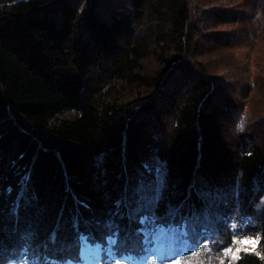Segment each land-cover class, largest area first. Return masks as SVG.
<instances>
[{
	"label": "trees",
	"instance_id": "obj_1",
	"mask_svg": "<svg viewBox=\"0 0 264 264\" xmlns=\"http://www.w3.org/2000/svg\"><path fill=\"white\" fill-rule=\"evenodd\" d=\"M76 1L83 7L73 0L0 4V190L15 189L0 197V258L44 264L76 257L84 242L92 245L86 235L75 241L74 217L101 249L94 264L113 258L105 227L112 220L120 229L114 255L135 258L149 223H139L137 210L129 216L133 188L146 185L137 181L140 171L149 180L160 167L165 187L150 222L194 219L210 193L234 218L248 219L245 228L259 237L256 251L224 264H264V133L238 127L234 102L216 95L220 87L197 59L189 2L129 0L105 21L100 0ZM150 56L160 68L144 75L141 62ZM173 80L177 85L167 91ZM25 173L31 183L17 217L12 200ZM201 182L214 194L200 189ZM76 198L90 211L78 208ZM118 198L125 207L116 215ZM57 223L54 250L44 242ZM184 224L211 235L216 230Z\"/></svg>",
	"mask_w": 264,
	"mask_h": 264
},
{
	"label": "rangeland",
	"instance_id": "obj_2",
	"mask_svg": "<svg viewBox=\"0 0 264 264\" xmlns=\"http://www.w3.org/2000/svg\"><path fill=\"white\" fill-rule=\"evenodd\" d=\"M8 1L10 0H0V4ZM187 1L191 8V27L199 34L197 59L209 71L214 84L220 87L216 89L218 92L216 95L219 93L227 95L234 102L235 108L230 110L233 112L238 109L236 117L238 127L243 121L241 129L260 130L264 133V0ZM73 3L80 8L84 5L76 0H73ZM126 6H129V0H100L98 10L105 21H110L116 12ZM159 68L158 60L150 56L141 62L140 72L144 75H153ZM176 85L177 82L173 80L167 91H171ZM126 92L123 90L121 97L126 96ZM128 96L129 100L133 96L134 101L136 100L135 94L128 93ZM164 99L165 96L158 107L163 105ZM66 115L69 117L71 113L68 112ZM132 167L135 174L140 171L137 166ZM157 169L155 173L157 176L149 180L144 179L149 177V173L140 171L137 181L146 185L133 188L131 203L141 216L150 217L149 213H155V202L158 203L164 190L163 171L160 167ZM199 187L214 194L213 186L207 187L201 182ZM209 197L210 193L205 199L207 206L194 219L170 215L165 222L159 218L152 222L149 219V226L142 235L144 236L146 232L148 234L146 238L153 242L146 247L151 249L159 246L164 259L178 257L179 264L232 263L236 261L233 255L238 257L243 251H256L259 237L257 233L245 228L244 223L248 219L237 216L234 218L232 211L228 210L225 204L221 205L218 196L210 199ZM214 204L216 207L212 213L211 207ZM233 219L236 221L233 222ZM182 222L203 223L201 227H205L203 228L205 231H209L208 227L216 230H213L211 235L190 228L192 226L199 228L197 224H188L186 227ZM231 223H240V229H232ZM185 228L192 229L193 234H186ZM243 240L256 241L255 248L252 244H243ZM84 245L90 247L85 242ZM237 249H240L239 252ZM135 251L136 261L133 260L132 264H141V256H138L142 255L139 244ZM168 264L174 262L168 261Z\"/></svg>",
	"mask_w": 264,
	"mask_h": 264
},
{
	"label": "snow or ice",
	"instance_id": "obj_3",
	"mask_svg": "<svg viewBox=\"0 0 264 264\" xmlns=\"http://www.w3.org/2000/svg\"><path fill=\"white\" fill-rule=\"evenodd\" d=\"M243 126V121L240 123V127ZM143 167V165H142ZM151 168V165H149V169ZM162 171V169H161ZM27 176V179L24 180L23 186L21 190L17 193V197H14L12 200V212L15 216H19V212L22 208H24L25 204V195L24 193L28 191V185L31 183V176L29 173H25ZM11 191H15V189H11L9 186V189L0 190V197L4 195H11ZM29 199H36L35 195L32 194ZM262 200H264V196L261 197ZM75 203L77 204L78 208H84L86 210L90 211L89 205L87 202L80 201L78 198H76ZM125 207V201L123 198H118L113 202V212L116 215H119V209H122ZM135 208L129 209V216L132 215L133 212H135ZM150 219L148 216H141L139 223L147 222ZM79 217H74L73 219V228H74V239L75 241H79L82 236H88L89 242L92 245L89 247L88 245H83L78 248V255L76 257H73L71 259H63L59 261H49L45 260L44 264H94L96 258L99 255V252L101 251L100 247L97 245V242L95 240L94 234L91 233H82L79 230ZM105 227L107 229L106 231V242L111 247L107 250L110 257H113L110 259L109 264H132V261L135 259L132 255H126L125 253H120L119 255H114V252L116 250L117 245L119 244V238L118 233L120 231L119 225L115 223L114 220L111 221V223H105ZM59 231V223H57L56 228H54L49 234L44 242L45 246L51 244L53 245V249H55V246L58 243V236L57 233ZM137 236L140 235V232H136ZM147 233H144V238L138 241L141 255V264H168V261L174 262V264H179L178 257H168L167 259L163 258L162 251L159 246L153 247L151 249L147 248L146 245L152 243L153 241L148 240ZM243 244H252L253 248L256 246V241H249V240H243ZM0 247H3L2 242H0ZM205 247L207 245L205 244ZM240 249H237V252H239ZM230 251V249H229ZM151 253V254H149ZM227 254V253H226ZM179 255V254H178ZM238 257L236 255H233V259H237ZM0 264H5V261L3 258H0ZM223 264V262H221Z\"/></svg>",
	"mask_w": 264,
	"mask_h": 264
}]
</instances>
